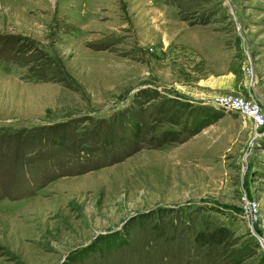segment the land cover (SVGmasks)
<instances>
[{
    "label": "rangeland",
    "instance_id": "obj_1",
    "mask_svg": "<svg viewBox=\"0 0 264 264\" xmlns=\"http://www.w3.org/2000/svg\"><path fill=\"white\" fill-rule=\"evenodd\" d=\"M229 95L264 109V0H0V264H264Z\"/></svg>",
    "mask_w": 264,
    "mask_h": 264
},
{
    "label": "built area",
    "instance_id": "obj_2",
    "mask_svg": "<svg viewBox=\"0 0 264 264\" xmlns=\"http://www.w3.org/2000/svg\"><path fill=\"white\" fill-rule=\"evenodd\" d=\"M251 70L252 68L249 67V71ZM221 102L233 111L241 112L243 115L249 117L252 120V132L255 136L264 128V109L259 102L250 101L244 96L233 95L222 97ZM249 207L250 209L252 208L251 205Z\"/></svg>",
    "mask_w": 264,
    "mask_h": 264
},
{
    "label": "trees",
    "instance_id": "obj_3",
    "mask_svg": "<svg viewBox=\"0 0 264 264\" xmlns=\"http://www.w3.org/2000/svg\"><path fill=\"white\" fill-rule=\"evenodd\" d=\"M40 185H42V184H39L38 186H35V187L31 188L30 191H33V192L36 191L37 189H39Z\"/></svg>",
    "mask_w": 264,
    "mask_h": 264
},
{
    "label": "crops",
    "instance_id": "obj_4",
    "mask_svg": "<svg viewBox=\"0 0 264 264\" xmlns=\"http://www.w3.org/2000/svg\"><path fill=\"white\" fill-rule=\"evenodd\" d=\"M252 130H253V124H252Z\"/></svg>",
    "mask_w": 264,
    "mask_h": 264
}]
</instances>
